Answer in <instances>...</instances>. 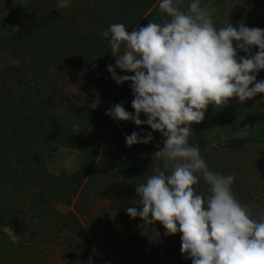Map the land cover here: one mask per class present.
Segmentation results:
<instances>
[{
    "label": "clouds",
    "instance_id": "9594fccd",
    "mask_svg": "<svg viewBox=\"0 0 264 264\" xmlns=\"http://www.w3.org/2000/svg\"><path fill=\"white\" fill-rule=\"evenodd\" d=\"M69 2L59 0L56 8H67ZM159 9L170 17L166 23L150 21L132 32L114 23L101 32L116 57L108 71L117 84L131 82L135 109L130 113L117 103L105 114L147 124L165 137L164 147L157 145L154 153L162 168L137 184L139 199L134 202L141 207L126 212L147 223H162L165 235L182 233L181 252L192 264H264V211L253 218L232 192L235 174L211 170L199 148L189 144L192 125L204 120L210 104L218 107L233 98L243 103L264 93V80L256 77L264 69V30L243 23L217 28L214 9L202 7L200 0H192L186 11L174 0H160ZM234 41L239 42L235 47ZM254 45L259 51L252 54ZM238 49L249 55L238 56ZM117 68L135 74L119 75ZM93 93L90 102L87 94L82 99L96 109L102 101L95 89ZM73 130L79 132L76 125ZM153 139L151 132L141 136L134 131L126 143ZM201 180L207 194L194 188Z\"/></svg>",
    "mask_w": 264,
    "mask_h": 264
},
{
    "label": "rangeland",
    "instance_id": "374dc122",
    "mask_svg": "<svg viewBox=\"0 0 264 264\" xmlns=\"http://www.w3.org/2000/svg\"><path fill=\"white\" fill-rule=\"evenodd\" d=\"M28 1L12 0L10 5L0 11V38L7 34L8 28L13 24L15 29L26 23L30 14L26 10ZM191 2L192 0H174V4L183 11L187 10ZM200 2L202 7L214 9L212 18L217 28L229 23L238 27L240 23H243L246 27L264 30V0H200ZM159 4L160 0H157L129 32L146 26L150 21L160 24L169 21L170 17L159 9ZM75 9L63 8V11H53L52 15L57 17L63 14L70 17L75 14L79 22L77 26L89 21L91 26L96 28L97 20L96 18L88 19V9L80 8L82 14L86 13L85 17L77 13ZM83 19L84 23L81 24ZM238 43L234 41V47ZM258 51L259 47L255 45L251 49L252 54ZM10 53L13 52L9 45L4 43L0 45V88L5 84L2 81L1 71L7 66L14 68L15 82L16 78L24 76L22 78L24 80L25 77L33 75V73L30 74L31 71L25 65L23 58L13 53L12 61ZM76 53L86 58L88 62L83 66L88 64L90 68L81 70L67 63L63 74L60 72L63 80L60 81L61 84L56 82L60 77L57 75L55 82L48 84V88H50L49 95H52L57 85L58 89L59 86L63 87L66 98L62 107L64 111L73 109L70 116L76 112L75 116L78 120L76 126L79 132L76 133L73 130L72 133L79 137L81 145L79 144V148L61 146L53 153L47 161L48 171L52 175L49 179L39 181L38 176L35 175L30 178V182H27L29 189L18 181L19 185L15 187L14 192L17 211L20 216L27 215L28 219L16 216L11 219L10 225L0 224V264H65L67 258L69 259L67 263H74V260L79 263L94 255L105 260L103 250L98 248L90 238V235L96 232L94 226L113 208L110 204L133 203L134 205V201L139 199L136 192L137 184L145 182L147 176L154 174L155 168H162V162L154 158V153L159 150L157 145L160 148L164 147V143H155V138H159L162 135L161 132L152 130L147 124L137 126L131 120H116L108 115V120L103 123L100 117H96L104 113V108L110 109L117 103H122L126 111L134 113L135 109L132 107L134 93L131 82L117 84L114 81L111 99L104 100L101 89H98L94 83L96 57L90 59L84 48H79ZM248 55L249 53L238 49V56L247 57ZM108 58L114 65L116 57L111 54V51ZM10 62L13 63L10 64ZM116 71L119 75L135 74L118 68ZM56 72L54 67L49 70L51 79L55 78L53 75ZM256 77L257 81L264 80V69L259 70ZM254 83L250 87L254 86ZM17 88L18 85L16 87L14 85V90ZM93 89L99 93L102 101L96 109L90 108L89 103L82 99V94H87L89 102L95 99ZM6 92L4 88L3 95H6ZM54 97H51L53 101ZM140 118L146 120L147 116L141 113ZM134 131L141 136L151 132L154 139L149 143L128 146L126 136ZM236 137H256L262 140L250 141L239 148L222 147L218 144V141ZM189 144L199 148L201 156L211 170L225 176L235 174V180L231 186L234 196L242 206L247 207L253 218L258 219L259 213L264 211V93H258L243 103H240L238 98H233L228 104L218 107L210 104L205 112L204 120L192 125ZM114 146L118 148L122 161L127 165L139 164L138 174H119L101 161L103 151ZM86 154L92 159L89 174L78 193L71 201H68L66 186L56 177L64 171L71 173L78 169L84 163ZM6 155L8 159L10 157L16 159L17 156L8 151ZM11 166L9 164L8 167H4L7 174L13 173ZM16 173L19 175L18 170ZM207 187L203 180L194 186L197 193L205 194H207ZM75 215L79 222L73 217ZM32 230L37 231L33 240L20 241L18 234L29 233ZM107 240L108 244L111 243ZM178 245L181 252V244L178 243Z\"/></svg>",
    "mask_w": 264,
    "mask_h": 264
},
{
    "label": "trees",
    "instance_id": "16d2710c",
    "mask_svg": "<svg viewBox=\"0 0 264 264\" xmlns=\"http://www.w3.org/2000/svg\"><path fill=\"white\" fill-rule=\"evenodd\" d=\"M12 0H0V11L10 5ZM157 0H70L68 9H75L82 14L80 8L89 10L88 19L97 20L96 28L91 22L84 19L79 23L75 14L52 15L57 9L59 0H29L26 10L28 20L24 25L14 29L9 27L7 34L0 38V45L7 44L10 50L25 60V65L33 75L13 79V67L7 66L1 71L3 87L0 88V224L10 225L11 219H28L27 215L20 216L15 202V187L20 183L29 189L30 178L38 176L41 179H49L52 175L48 171L47 161L53 153L61 146H73L79 148L81 145L79 137L72 133L73 125L78 120L76 112L70 116L73 109L64 111L62 107L66 96L63 94V87L58 85L54 90V96L49 95L48 84L54 83L57 75L64 72L67 63L77 66V69H87L90 65L86 58L76 53L79 48H84L90 59L96 57L94 67V83L101 89L104 100L111 99L113 95L114 79L108 71L111 51L108 39H105L101 32L114 23H123L129 32L151 9ZM85 12V11H83ZM92 14V15H91ZM74 17V18H72ZM86 19V18H85ZM10 53L13 61L14 55ZM13 62H10L12 64ZM54 67L57 72L53 79L49 76V70ZM62 74L56 80L57 84L62 82ZM55 79V80H54ZM18 85V88L14 90ZM6 95H3V89ZM51 97H54L51 99ZM104 113L100 117L102 122L108 120ZM50 115H49V113ZM95 120H97L95 118ZM92 121V118H90ZM9 138V140H8ZM163 135L155 138V143H163ZM256 137H236L229 140L218 141L222 147L239 148L250 141H261ZM205 144V142H202ZM80 144V145H79ZM6 151L16 154V159L7 158ZM87 155V154H86ZM45 156V157H44ZM101 161L111 170L119 174L136 175L139 172V164L127 165L122 161L118 148L109 147L104 150ZM92 159L86 156L84 163L75 171L62 172L56 177L66 186L68 201L78 193L84 180L87 178ZM13 169V173L7 174L4 167ZM16 170L19 171L17 175ZM64 186V187H65ZM31 188V187H30ZM79 222L78 218L73 216ZM37 235L36 230L29 233L18 234L20 241L29 242ZM180 252L176 250L175 254Z\"/></svg>",
    "mask_w": 264,
    "mask_h": 264
},
{
    "label": "built area",
    "instance_id": "2783aa9c",
    "mask_svg": "<svg viewBox=\"0 0 264 264\" xmlns=\"http://www.w3.org/2000/svg\"><path fill=\"white\" fill-rule=\"evenodd\" d=\"M122 207L124 204H116L114 208H111L106 217L103 216L94 226L96 230L94 235H90L94 244L103 250L105 260L102 259L103 262L97 263L94 260L95 256H89L76 264H181L178 253L175 254L177 248L180 249V245L171 235H165L166 229L160 222L141 221L140 227L145 231L143 237L147 241L140 240L133 251L129 250L127 246L116 248L112 243L108 244L106 240L111 234L108 224ZM118 241L123 243L124 239L118 238Z\"/></svg>",
    "mask_w": 264,
    "mask_h": 264
},
{
    "label": "crops",
    "instance_id": "0c3cea01",
    "mask_svg": "<svg viewBox=\"0 0 264 264\" xmlns=\"http://www.w3.org/2000/svg\"><path fill=\"white\" fill-rule=\"evenodd\" d=\"M116 204L117 203L110 204V206L114 208ZM138 206L140 205L137 203H135L134 205L133 203H125L124 207H122L120 210L117 211L116 216H114L113 219L108 224L111 229V234L108 237L111 243L113 244V246H115L116 248L119 247L124 248L125 246H127L129 250L133 251L135 249V245L138 244L140 240L147 241L145 240L146 238L143 237L145 231L140 227V223L143 220V218L139 216H137L136 218H132L126 212L127 208L135 207L139 209L140 207ZM171 236L175 241H177L182 245V241H181L182 233L178 232ZM118 238L124 239L123 243H120V241H118ZM178 255L181 264H192V260L186 258L185 254H181V252H178ZM94 256H95L94 260L97 263L103 262L100 256L98 255H94ZM68 260H69L68 258L65 260L66 262L65 264H76L75 260L74 263H67Z\"/></svg>",
    "mask_w": 264,
    "mask_h": 264
}]
</instances>
